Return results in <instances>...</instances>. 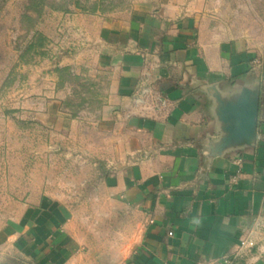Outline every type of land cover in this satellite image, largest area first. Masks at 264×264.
I'll use <instances>...</instances> for the list:
<instances>
[{"label":"crops","instance_id":"0c3cea01","mask_svg":"<svg viewBox=\"0 0 264 264\" xmlns=\"http://www.w3.org/2000/svg\"><path fill=\"white\" fill-rule=\"evenodd\" d=\"M17 1L0 0V22H14L11 44L23 37L28 47L38 35L45 42L41 58L17 61L2 85L17 67L23 114L45 128L89 133L99 180L89 185L90 199L100 190L106 200L84 209L42 189L37 206H24L23 217L0 230V264H203L235 253L246 239L256 247L241 264H264V7L254 12L262 19L257 31H238L217 21L222 15L210 0L13 15ZM26 14L30 29L20 25ZM57 69H69L71 80L62 84ZM148 73L168 100L155 117L133 103ZM245 89L258 95L257 138L224 148L221 106ZM76 98L87 100L81 110H92L90 121L66 107ZM102 227L132 244L130 253L112 260L101 252Z\"/></svg>","mask_w":264,"mask_h":264},{"label":"rangeland","instance_id":"374dc122","mask_svg":"<svg viewBox=\"0 0 264 264\" xmlns=\"http://www.w3.org/2000/svg\"><path fill=\"white\" fill-rule=\"evenodd\" d=\"M97 1L92 0V3ZM135 1L103 0L101 6L104 12L124 11L130 9ZM74 2L75 0H64L61 3H58V0H45L43 7L69 8ZM92 3L89 4L90 7L93 6ZM35 5L33 0H20L11 6L10 13H28ZM210 5L220 10L222 16L217 21L226 28L257 31L261 26L262 19H257L254 12L261 13L264 0H210ZM20 25L23 29H30L35 24L31 20L23 19ZM13 26L11 18L0 22V230H7L13 226L15 220L23 217L24 206H37L40 192L45 188L48 198L70 205L80 200L84 209L91 205L104 206L103 202L106 200L105 195L98 189L95 199H90L93 190L89 185L99 183V180H95L92 175L93 168L89 157L92 149L87 146L89 133L78 137L71 131L60 132L51 127L45 128L32 117L23 114L26 111L22 109L25 102L22 92L24 79L16 75L17 67L14 68V76L2 85L8 70L12 65H16L17 61L41 58L39 48L24 57L29 43L26 38H16L17 45L11 44L13 40L9 39L7 31L13 29ZM82 91L87 92L88 87ZM71 101L77 106L82 104L83 99L76 98ZM82 107L76 110H81ZM91 111L85 110L82 113L81 110L79 117L88 122L94 116ZM103 163L106 164L107 161ZM88 176H92L91 181L87 179ZM81 212L86 214V211H80V215ZM107 230L100 228L102 242L97 246L101 248V252L106 253L107 257L116 256L112 260H119L128 255L132 244L116 241Z\"/></svg>","mask_w":264,"mask_h":264},{"label":"water","instance_id":"95a60500","mask_svg":"<svg viewBox=\"0 0 264 264\" xmlns=\"http://www.w3.org/2000/svg\"><path fill=\"white\" fill-rule=\"evenodd\" d=\"M219 116L225 124L224 148L253 142L258 129V95L243 90L237 101L222 104Z\"/></svg>","mask_w":264,"mask_h":264},{"label":"built area","instance_id":"2783aa9c","mask_svg":"<svg viewBox=\"0 0 264 264\" xmlns=\"http://www.w3.org/2000/svg\"><path fill=\"white\" fill-rule=\"evenodd\" d=\"M133 103L144 117L159 116L168 107V100L156 91L149 73L145 74L144 78L137 84ZM255 247L256 243L253 240H242L235 253L220 260L203 264H241L242 260L249 258L253 254Z\"/></svg>","mask_w":264,"mask_h":264},{"label":"trees","instance_id":"16d2710c","mask_svg":"<svg viewBox=\"0 0 264 264\" xmlns=\"http://www.w3.org/2000/svg\"><path fill=\"white\" fill-rule=\"evenodd\" d=\"M36 2V5L34 6L33 10H30L29 9V12L28 13H35V14H38L40 15L41 12L44 10L45 7H43V4H44V1L45 0H33ZM56 1V0H55ZM64 0H60L58 3H61L63 2ZM103 0H98L97 2H94L92 3V0H86L85 2H82V0H75L74 2V5L80 9V10H83V11H86V12H90V13H96V12H102V13H105L102 9V4ZM58 3H56V5H59ZM82 3H85V4H82ZM93 4V6H89V4ZM66 9V6L64 7H53V9ZM25 19H28V20H31L34 22L33 19H31L27 14H26V18ZM44 42H45V39L41 36V35H38L33 41L32 43L26 48L25 52H24V57L29 54L30 52L32 51H35L37 50L38 48H42L44 46ZM56 72L58 73L59 77H60V80H61V83L63 84L64 82H66L67 80H71L70 76L72 75L71 71L69 69H57ZM82 90H87V86H83L82 87ZM87 104V100L86 99H83V102L82 104H77V106H75L73 104L72 101H68L66 103V107H68L71 111H72V116L75 118V117H79V113L77 112L76 108L78 109V107H84V105Z\"/></svg>","mask_w":264,"mask_h":264}]
</instances>
